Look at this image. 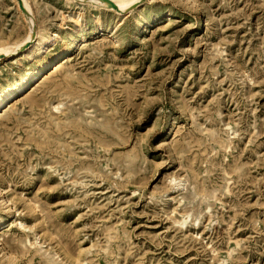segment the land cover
I'll list each match as a JSON object with an SVG mask.
<instances>
[{
	"label": "rangeland",
	"instance_id": "1",
	"mask_svg": "<svg viewBox=\"0 0 264 264\" xmlns=\"http://www.w3.org/2000/svg\"><path fill=\"white\" fill-rule=\"evenodd\" d=\"M90 1L27 0L58 37L0 60L55 58L0 109V264H264V0Z\"/></svg>",
	"mask_w": 264,
	"mask_h": 264
},
{
	"label": "bare ground",
	"instance_id": "2",
	"mask_svg": "<svg viewBox=\"0 0 264 264\" xmlns=\"http://www.w3.org/2000/svg\"><path fill=\"white\" fill-rule=\"evenodd\" d=\"M68 1H82V0H68ZM140 0H92L90 2L96 3L98 5H102L105 9L113 10L114 13L122 14L125 10L129 9L132 5L139 2ZM18 8L26 20L28 26V33L25 38L16 42L15 44L9 46H0V60L3 58L2 56H10L11 54H18V57H27L32 60L35 56L43 54L45 52L49 43L54 41L58 34L54 33L50 36H43L37 39V33H35V23L33 20V13L31 8L27 2V0H17ZM115 5V7L113 6ZM132 8V7H131ZM24 20V21H25ZM75 23L79 25V22L75 20ZM30 42V45L27 44ZM52 46V45H51ZM31 55H30V54ZM29 54V55H27ZM24 58V57H23ZM17 59V58H16ZM15 59V60H16ZM22 59V58H21ZM55 62V58H51L46 60L41 66L32 70L27 75L23 76L22 79L10 88L3 90L0 93V109L7 105L8 101H10L15 95L22 92L30 82L36 79L40 74H42L50 65ZM54 65V64H53ZM1 204H6V200H2ZM9 204V203H8ZM1 223V222H0Z\"/></svg>",
	"mask_w": 264,
	"mask_h": 264
},
{
	"label": "water",
	"instance_id": "3",
	"mask_svg": "<svg viewBox=\"0 0 264 264\" xmlns=\"http://www.w3.org/2000/svg\"><path fill=\"white\" fill-rule=\"evenodd\" d=\"M115 7V5H113Z\"/></svg>",
	"mask_w": 264,
	"mask_h": 264
}]
</instances>
